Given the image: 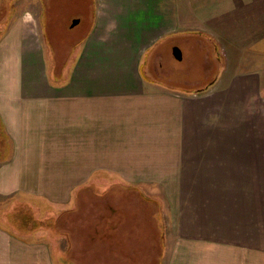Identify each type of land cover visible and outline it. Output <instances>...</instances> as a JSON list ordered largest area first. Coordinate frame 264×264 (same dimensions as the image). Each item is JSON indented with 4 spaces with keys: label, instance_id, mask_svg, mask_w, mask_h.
<instances>
[{
    "label": "crops",
    "instance_id": "crops-1",
    "mask_svg": "<svg viewBox=\"0 0 264 264\" xmlns=\"http://www.w3.org/2000/svg\"><path fill=\"white\" fill-rule=\"evenodd\" d=\"M93 1L65 79H54L40 15L19 13L0 34V196L30 208L18 186L169 185L157 229L135 223L153 238L136 264H156L157 252L159 264H264V0ZM199 35L216 43L217 78L194 92L156 80L157 64L184 59L177 40ZM6 211L0 264H50L48 241L34 251L32 229ZM116 213L109 254L126 243Z\"/></svg>",
    "mask_w": 264,
    "mask_h": 264
},
{
    "label": "rangeland",
    "instance_id": "rangeland-1",
    "mask_svg": "<svg viewBox=\"0 0 264 264\" xmlns=\"http://www.w3.org/2000/svg\"><path fill=\"white\" fill-rule=\"evenodd\" d=\"M93 7V0H0V34L18 17L19 13L27 10L40 15L44 44L47 45L48 54L51 53L53 58L54 79L61 77L65 79L80 39L91 28ZM75 19L80 21L74 24ZM244 25L241 24L240 27ZM177 41L183 47L184 59L173 61L165 59L161 66L157 64L156 80L173 87L176 91H201L198 89L209 86L222 68L221 60L215 54L216 43L207 35ZM225 140V144L232 143L230 138ZM3 145V140L0 138V148H3ZM156 155L173 156L168 153ZM59 164L63 163L60 161ZM94 172L98 176L102 175V182L105 180L104 167L98 165L94 168ZM168 187L169 185L164 184H25L18 186L19 189L13 192V197L22 196L32 200L26 202L31 207L25 209L23 204L22 206L19 202L12 201L11 197L0 196V211L8 210L6 211L8 214L15 212L13 213L15 217L9 215L12 227L23 230L26 225L27 230L32 229L34 251L40 250L38 246L40 243L48 241L50 264H75V261L79 263L82 260L85 264H105L106 256L113 264H136V255L140 254L138 245L145 247L148 240L143 236L140 226L150 219L149 223L157 229L153 212L156 213V208L162 210L163 204L165 209L169 207ZM158 194L160 199L156 201ZM114 210H118V215L122 213L123 217L125 216L123 229L126 232V239L124 236L126 243L124 247L118 244L120 247L109 254L106 252L105 240L108 238L106 225L110 216L114 215ZM130 221L134 222L131 227ZM137 221H142V224L135 225ZM129 227H134L137 231L128 233ZM26 233L28 235L29 232ZM127 234L132 237L135 244L137 243V247L128 248ZM150 235L154 236L156 241L161 240V245L164 243L163 232L150 230ZM168 235L170 237L173 234L170 232ZM160 254V252L156 253V264H159Z\"/></svg>",
    "mask_w": 264,
    "mask_h": 264
},
{
    "label": "water",
    "instance_id": "water-1",
    "mask_svg": "<svg viewBox=\"0 0 264 264\" xmlns=\"http://www.w3.org/2000/svg\"><path fill=\"white\" fill-rule=\"evenodd\" d=\"M78 21H79V20H75L74 23H77ZM178 53H179V51H178ZM178 57L181 58V55L179 54Z\"/></svg>",
    "mask_w": 264,
    "mask_h": 264
},
{
    "label": "trees",
    "instance_id": "trees-1",
    "mask_svg": "<svg viewBox=\"0 0 264 264\" xmlns=\"http://www.w3.org/2000/svg\"><path fill=\"white\" fill-rule=\"evenodd\" d=\"M112 208H113V206H112ZM116 212H118V210H114V215L117 214Z\"/></svg>",
    "mask_w": 264,
    "mask_h": 264
}]
</instances>
